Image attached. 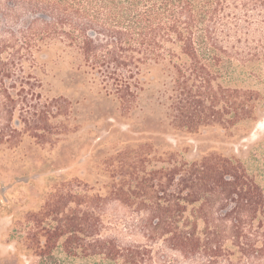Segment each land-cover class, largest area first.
I'll list each match as a JSON object with an SVG mask.
<instances>
[{
	"label": "trees",
	"instance_id": "16d2710c",
	"mask_svg": "<svg viewBox=\"0 0 264 264\" xmlns=\"http://www.w3.org/2000/svg\"><path fill=\"white\" fill-rule=\"evenodd\" d=\"M255 22L256 44L239 48ZM53 47L73 51L122 114L147 110L149 99L167 126L188 134L250 130L264 103V0H0V146L26 133L48 139L54 119L68 114L64 98L45 97L34 76ZM28 57L26 80L17 68ZM154 69L163 78L148 97ZM152 148L139 147L126 168L132 180L121 178L112 192L143 213L146 242L102 235L92 206L103 197L69 183L29 213L34 226L24 241L39 264H264V186L246 162L218 151L188 159L181 146L145 170Z\"/></svg>",
	"mask_w": 264,
	"mask_h": 264
},
{
	"label": "rangeland",
	"instance_id": "374dc122",
	"mask_svg": "<svg viewBox=\"0 0 264 264\" xmlns=\"http://www.w3.org/2000/svg\"><path fill=\"white\" fill-rule=\"evenodd\" d=\"M242 39L241 43L235 42L239 48L247 50L248 44H256V22ZM235 40L237 37L231 42ZM25 59L24 63L19 62L24 68L18 67L17 72L25 73L27 80L33 77L28 74L32 70V58ZM39 64L34 76L42 82L45 97L64 98L66 107L62 112L68 114L54 119L57 133L48 139L26 133L18 144L0 146V264H39L38 256L24 241L34 226L29 213L58 196L69 183L78 192L103 197L92 206L102 235L116 236L124 242H146L138 227L143 213L112 193L121 178L132 180L126 168L133 170L140 157L136 151L146 142L153 144V148L145 149V170L163 164L158 160L162 151L189 146L185 154L188 159L210 151L236 154L264 186V103L258 106L259 114L250 130L211 126L188 134L167 126L162 108L151 109L149 99L144 101L148 103L147 110L122 114L118 103L100 90L91 75L78 68L79 58L73 51L53 47L40 58ZM154 72L156 80L147 84L144 93L148 97L163 78L161 70ZM260 121H263L261 127ZM123 161L126 166L121 171ZM74 206V202L69 204ZM79 208L86 205L83 203Z\"/></svg>",
	"mask_w": 264,
	"mask_h": 264
},
{
	"label": "bare ground",
	"instance_id": "6f19581e",
	"mask_svg": "<svg viewBox=\"0 0 264 264\" xmlns=\"http://www.w3.org/2000/svg\"><path fill=\"white\" fill-rule=\"evenodd\" d=\"M262 124H263V121H260L258 126L261 127V126H263Z\"/></svg>",
	"mask_w": 264,
	"mask_h": 264
}]
</instances>
